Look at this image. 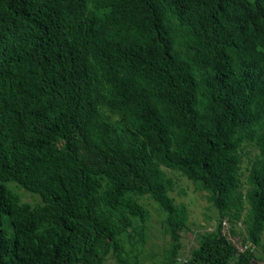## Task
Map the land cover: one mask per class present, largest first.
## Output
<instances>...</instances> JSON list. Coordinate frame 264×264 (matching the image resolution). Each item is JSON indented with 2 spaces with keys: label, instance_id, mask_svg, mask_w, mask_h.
Masks as SVG:
<instances>
[{
  "label": "trees",
  "instance_id": "1",
  "mask_svg": "<svg viewBox=\"0 0 264 264\" xmlns=\"http://www.w3.org/2000/svg\"><path fill=\"white\" fill-rule=\"evenodd\" d=\"M165 169L218 214L181 264L264 254V0H0V264H140L142 196L174 264L188 214Z\"/></svg>",
  "mask_w": 264,
  "mask_h": 264
},
{
  "label": "rangeland",
  "instance_id": "2",
  "mask_svg": "<svg viewBox=\"0 0 264 264\" xmlns=\"http://www.w3.org/2000/svg\"><path fill=\"white\" fill-rule=\"evenodd\" d=\"M241 153L242 162L240 165V172L241 179L244 181L249 159L255 156L257 150L254 146L245 144L242 146ZM165 172L173 180V187L169 191V195L172 196L175 203H184L188 214L186 226L180 230V243L182 248L180 259L182 260L189 256L191 249L197 245L201 234L215 227L218 214L215 207L207 199L205 191L195 189L191 181L178 172L169 169H165ZM6 186L11 191L15 192L22 202H27L32 205L41 202L37 194L23 189L15 182H7ZM241 189L243 190V186ZM138 200L149 211L140 264H155V260L158 259L159 255H161L163 250L166 249L170 243L169 234L164 232L165 214L149 197L142 196ZM233 230L235 232L234 236L243 233L244 226L240 220L236 222ZM238 237L240 238V236ZM153 254L155 255L153 256ZM102 264L119 263L110 253Z\"/></svg>",
  "mask_w": 264,
  "mask_h": 264
},
{
  "label": "built area",
  "instance_id": "3",
  "mask_svg": "<svg viewBox=\"0 0 264 264\" xmlns=\"http://www.w3.org/2000/svg\"><path fill=\"white\" fill-rule=\"evenodd\" d=\"M222 233L226 236V238L233 243V245L236 247L238 252L243 251L247 248L252 249L254 246H252L249 243H242L240 238L238 236H233L229 233V226L227 224V221L224 219L222 220Z\"/></svg>",
  "mask_w": 264,
  "mask_h": 264
},
{
  "label": "crops",
  "instance_id": "4",
  "mask_svg": "<svg viewBox=\"0 0 264 264\" xmlns=\"http://www.w3.org/2000/svg\"><path fill=\"white\" fill-rule=\"evenodd\" d=\"M194 248V247H193ZM192 248V249H193ZM191 249V250H192ZM182 248H180L178 254H177V259L175 261L174 264H181L182 261H185V259L187 258H183L182 260L180 259V253H181ZM248 264H264V254L261 253H256L253 258L250 260V262Z\"/></svg>",
  "mask_w": 264,
  "mask_h": 264
}]
</instances>
